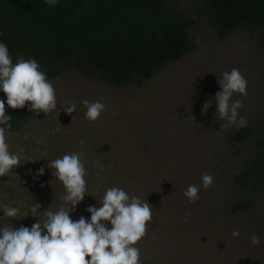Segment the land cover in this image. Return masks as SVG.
<instances>
[{"label":"rangeland","instance_id":"374dc122","mask_svg":"<svg viewBox=\"0 0 264 264\" xmlns=\"http://www.w3.org/2000/svg\"><path fill=\"white\" fill-rule=\"evenodd\" d=\"M169 4L194 21L189 36L195 48L149 79L117 87L75 66L47 77L56 90L57 112H34L19 129L7 131L9 150L20 156L22 165L13 170L16 176L0 177V201L19 207L21 215L10 220L0 209V228H31L39 218L29 214L24 219L27 204H41V215L64 205V188L47 162L80 152L90 195L71 218L90 220L87 208L100 207L98 201L110 187L147 199L154 215L137 245L142 264H264V191L235 183L264 138L262 28L241 25L218 38L202 0ZM233 68L248 81L247 95L232 97L243 101L239 115L252 131L242 141L233 136L245 127H226L215 104L218 80ZM0 100L7 110L2 91ZM84 100L105 105L96 122L85 119ZM72 104L77 110L70 116L63 107ZM42 167L44 174L37 175ZM204 172L214 177L207 189ZM190 184L200 187L195 202L183 195ZM237 201L250 207L234 211ZM237 230L239 236L233 237ZM253 233L260 236L258 245L251 242Z\"/></svg>","mask_w":264,"mask_h":264},{"label":"trees","instance_id":"16d2710c","mask_svg":"<svg viewBox=\"0 0 264 264\" xmlns=\"http://www.w3.org/2000/svg\"><path fill=\"white\" fill-rule=\"evenodd\" d=\"M212 15L218 38L234 28H262L264 0H202ZM194 21L169 0H0V43L14 60L35 59L47 77L59 76L70 66L95 74L113 86L149 79L170 62L195 48L189 36ZM34 112L6 110L16 131ZM3 126V125H0ZM251 128L237 131L242 141ZM238 186L264 191V138L249 166L235 178ZM249 202L237 201L234 211Z\"/></svg>","mask_w":264,"mask_h":264},{"label":"clouds","instance_id":"9594fccd","mask_svg":"<svg viewBox=\"0 0 264 264\" xmlns=\"http://www.w3.org/2000/svg\"><path fill=\"white\" fill-rule=\"evenodd\" d=\"M47 2L49 6L56 4V0ZM218 84L221 91L215 96V104L220 119L228 122L226 127H246L247 119L238 111L243 107V101L232 100L234 94L247 95L246 77L238 68H233L222 73ZM0 91L5 94L7 106L11 109H23L27 105L29 112L37 114L57 112L55 87L40 64L35 59L26 60L23 55L13 63L5 43H0ZM83 104L87 109L85 119L89 122H96L105 111V105L99 100H84ZM209 107L206 102L205 112ZM63 109L70 116L77 110L75 104ZM11 120L12 117L6 114L5 101L0 100V125H3L0 126V177L15 175L13 170L22 165L20 156L11 152L6 142ZM47 168L62 184V200L67 206L62 205L56 211L50 207L41 215V204L33 203L31 207L27 204L24 219L29 214L39 219L31 228H15L12 224L0 228V264H142L137 245L148 234V225L154 215V208L148 200L130 195L123 188L110 187L98 201L100 207L87 208L90 220L81 216L74 221L71 213L85 196L90 195L83 154L66 153L48 161ZM44 171L42 167L37 175H43ZM201 180L207 189L213 185L214 177L204 172ZM199 192L198 185L190 184L183 195L189 202H195L199 199ZM0 209L3 210V218L13 220L21 215L19 207L9 206L3 201H0ZM232 235L238 237L239 231H233ZM251 242L258 245L260 236L253 233Z\"/></svg>","mask_w":264,"mask_h":264}]
</instances>
